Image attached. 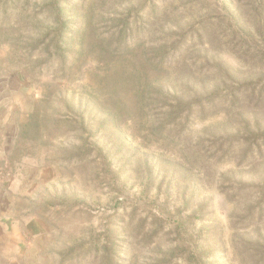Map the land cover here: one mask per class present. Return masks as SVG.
Masks as SVG:
<instances>
[{
	"label": "rangeland",
	"instance_id": "rangeland-1",
	"mask_svg": "<svg viewBox=\"0 0 264 264\" xmlns=\"http://www.w3.org/2000/svg\"><path fill=\"white\" fill-rule=\"evenodd\" d=\"M58 9L66 69L40 49ZM181 42L207 67L151 75L207 77L186 125L141 96L147 50ZM0 264H264V0H0Z\"/></svg>",
	"mask_w": 264,
	"mask_h": 264
},
{
	"label": "trees",
	"instance_id": "trees-1",
	"mask_svg": "<svg viewBox=\"0 0 264 264\" xmlns=\"http://www.w3.org/2000/svg\"><path fill=\"white\" fill-rule=\"evenodd\" d=\"M62 15H63L62 10L58 9L57 12H55V20H56L58 29L62 31V34L59 37L58 36L53 37L51 41L46 44V46L44 45L40 49H43L42 50L43 52H41V55L48 57L49 62H51V59L52 61L59 60V62L61 61L62 63V67L66 69L65 67H67L68 66L67 63H69L68 54L69 52H71V45L75 43L76 41H78L80 30L76 32L77 31L76 26H75L76 28H74L73 30L71 28L72 24L70 22L62 23ZM149 31L150 29H148L147 26L145 27L139 26L137 32L136 30L133 31L130 27H128L127 33H126L127 35L122 37L124 40V44H123L124 46L122 49L125 50L126 52H131V50L126 44L127 43L126 40L129 37L132 38V41H134L135 39L136 40L137 39L142 40L143 38L145 39L147 36H149ZM64 39H66L67 42ZM112 43H114L113 40H112ZM157 44H159V42ZM201 44H202V40L199 39L198 45H201ZM193 47H195L194 44H188L187 42H181L178 46H173L172 47L173 50L172 49L170 50L166 48V46L161 45V44L157 48H153V49L151 48L147 50L146 56H149V57H147L146 62L143 63L144 65L143 67H141L142 68L141 73L143 74V82H144L143 83L144 92H141V96L143 98L146 96L149 98V96H153L152 93L154 92H157L161 96L159 101L161 102L162 107L163 106L167 107V105L169 106L164 116L165 122L167 121V122L175 123L178 125H181V123L183 122L186 125L188 123L195 121L196 113L192 107H193V104L195 103H201L199 101L203 97L201 95L204 93V91L207 90V83L204 81L207 77H205L202 80H199L198 85L192 82L190 79L186 81L182 80V83L185 86V88L187 87L189 88L188 89L189 93L186 94L183 91L184 93H182L181 95H177L173 93L171 94V91H168L167 86L165 84H157V85L154 84L155 82H157V79L156 78L154 79L153 75H151V70H156L160 74L158 75V77L161 76L162 74H165V72L168 71L167 70L168 68H165V67H169L171 69L176 68L177 70H179L180 74L185 73V72L194 74L195 72H197V70H199V72H202V70H204L207 67V63L209 61L207 60V58H205L206 57V54H205L202 58L204 61V64H202L196 70H193L192 66L194 65L195 62H193L192 64L190 61V56L192 57V52H190V50ZM35 49H38V48H35ZM119 49L121 48H118V51ZM118 51L115 48L114 54L116 55ZM153 57L159 59L157 64H156L155 59L152 60ZM154 80L156 81L154 82ZM196 85H197V88H196ZM92 99L94 100L95 96H92ZM153 99H154V102L158 101L157 96H154ZM186 99H188V101ZM94 108L96 112L95 105L92 108L93 112H94ZM108 109L109 110H107V107L105 108V111L106 110L108 111L106 118L103 121H100V123L96 122L99 128H102V129L105 128L106 124L111 123V122H116L120 117V114H119L120 110L118 107L113 106ZM201 114L203 116L205 115L203 108L201 109ZM81 117H82L81 121L84 122L85 118L83 116ZM90 124H93L92 121H90ZM162 127L164 128V125Z\"/></svg>",
	"mask_w": 264,
	"mask_h": 264
}]
</instances>
